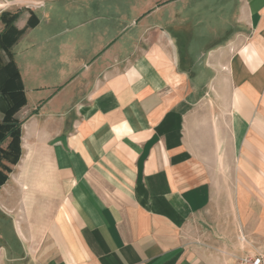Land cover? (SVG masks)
Segmentation results:
<instances>
[{
    "label": "crops",
    "instance_id": "crops-1",
    "mask_svg": "<svg viewBox=\"0 0 264 264\" xmlns=\"http://www.w3.org/2000/svg\"><path fill=\"white\" fill-rule=\"evenodd\" d=\"M3 13L25 105L0 264L264 253V0H0V33Z\"/></svg>",
    "mask_w": 264,
    "mask_h": 264
},
{
    "label": "trees",
    "instance_id": "trees-1",
    "mask_svg": "<svg viewBox=\"0 0 264 264\" xmlns=\"http://www.w3.org/2000/svg\"><path fill=\"white\" fill-rule=\"evenodd\" d=\"M17 14L3 13L1 20L5 26L0 33V52L10 57V49L23 35L24 30H17L13 23ZM32 25L29 21V27ZM0 109L3 111V119L0 123V146L8 140L4 149L0 148V187L8 180L11 169L4 165H16L21 156V123L17 121L15 114L25 105V97L21 80L13 62L2 64L0 61Z\"/></svg>",
    "mask_w": 264,
    "mask_h": 264
},
{
    "label": "built area",
    "instance_id": "built-area-1",
    "mask_svg": "<svg viewBox=\"0 0 264 264\" xmlns=\"http://www.w3.org/2000/svg\"><path fill=\"white\" fill-rule=\"evenodd\" d=\"M233 264H264V253L258 252L234 257Z\"/></svg>",
    "mask_w": 264,
    "mask_h": 264
},
{
    "label": "rangeland",
    "instance_id": "rangeland-1",
    "mask_svg": "<svg viewBox=\"0 0 264 264\" xmlns=\"http://www.w3.org/2000/svg\"><path fill=\"white\" fill-rule=\"evenodd\" d=\"M4 163V165L6 164V166L7 165H10V164H8V163H6V162H3ZM10 166H15V165H10ZM8 167V166H7ZM220 195V194H219ZM236 195V194H235ZM231 196V194L230 193H228V194H223V198L222 199H224L225 200V198L227 197V199L229 200V197ZM226 199V200H227ZM2 200L0 199V202H1ZM233 203H234V208H233V217H234V222H235V224H237L238 223V221H239V219H238V216H237V210H236V207H235V198L233 199ZM3 219V212L2 211H0V233H2V231L4 230V229H6V228H11V226H12V223H10L11 221H9V222H7V224H6V222H3L2 223V220ZM10 224V225H9Z\"/></svg>",
    "mask_w": 264,
    "mask_h": 264
}]
</instances>
